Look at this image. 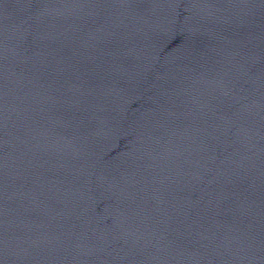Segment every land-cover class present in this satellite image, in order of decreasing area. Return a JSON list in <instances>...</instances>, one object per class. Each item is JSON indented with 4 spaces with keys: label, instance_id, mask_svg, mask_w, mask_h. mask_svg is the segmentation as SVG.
<instances>
[{
    "label": "water",
    "instance_id": "obj_1",
    "mask_svg": "<svg viewBox=\"0 0 264 264\" xmlns=\"http://www.w3.org/2000/svg\"><path fill=\"white\" fill-rule=\"evenodd\" d=\"M0 264H264V0H0Z\"/></svg>",
    "mask_w": 264,
    "mask_h": 264
}]
</instances>
